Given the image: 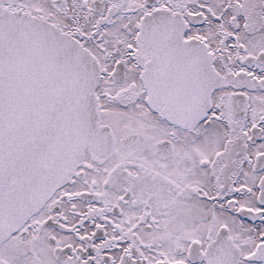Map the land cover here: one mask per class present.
<instances>
[{
  "label": "snow or ice",
  "instance_id": "6c2138e0",
  "mask_svg": "<svg viewBox=\"0 0 264 264\" xmlns=\"http://www.w3.org/2000/svg\"><path fill=\"white\" fill-rule=\"evenodd\" d=\"M0 264H264V0H0Z\"/></svg>",
  "mask_w": 264,
  "mask_h": 264
}]
</instances>
